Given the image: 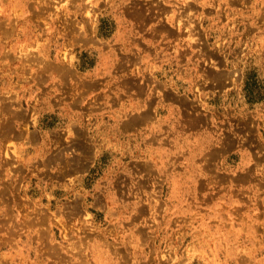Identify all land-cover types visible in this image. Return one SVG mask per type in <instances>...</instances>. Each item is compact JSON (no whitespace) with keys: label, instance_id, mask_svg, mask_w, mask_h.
<instances>
[{"label":"rangeland","instance_id":"374dc122","mask_svg":"<svg viewBox=\"0 0 264 264\" xmlns=\"http://www.w3.org/2000/svg\"><path fill=\"white\" fill-rule=\"evenodd\" d=\"M0 264H264V0H0Z\"/></svg>","mask_w":264,"mask_h":264},{"label":"bare ground","instance_id":"6f19581e","mask_svg":"<svg viewBox=\"0 0 264 264\" xmlns=\"http://www.w3.org/2000/svg\"><path fill=\"white\" fill-rule=\"evenodd\" d=\"M54 68H55V67H54ZM55 69H56V68H55ZM58 70H59V69H58ZM64 70H65V69H64ZM67 70H68V69H67ZM65 71H66V70H65ZM70 75H71V74H70ZM144 117H145V116H144ZM135 118H136V117H135ZM141 118H142V117H141ZM134 121H135V119H134ZM131 123H132V122H131ZM131 125H132V124H131ZM133 125H134V124H133ZM129 126H130V125H129ZM83 137H84V136H83ZM76 138H77V136H76ZM78 138H79V137H78ZM77 143H78V141H77ZM81 145H82V143L80 142L79 147H80ZM84 145H85V144H84ZM84 145H83V150H84V147L86 146V145H85V146H84ZM87 145H88V144H87ZM85 149L87 150L88 148L86 147ZM83 150H82V151H83ZM86 150H85V151H86ZM89 151H91V150L89 149ZM89 151H87V152H89ZM83 153H84V151H83ZM85 154H86V152H85ZM83 157H84V156H82V158H83ZM86 157H87V156H86ZM4 158H5V157H4ZM79 159H80V158H79ZM84 160H85V159H84ZM84 160H82V161H84ZM74 161H75V159H74ZM77 161H78V159H76V162H77ZM80 161H81V160H80ZM85 161H86V160H85ZM85 161H84V162H85ZM81 163H82V162H81ZM73 164H74L73 167H74V166H78V165H75V163H73ZM77 164H78V163H77ZM80 165H81V164H80ZM85 168H87V166H86Z\"/></svg>","mask_w":264,"mask_h":264}]
</instances>
